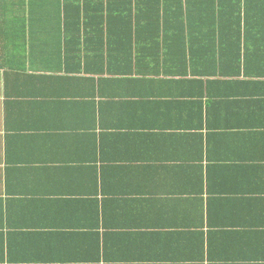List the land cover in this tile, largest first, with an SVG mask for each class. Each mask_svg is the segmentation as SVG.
<instances>
[{
  "label": "crops",
  "instance_id": "obj_1",
  "mask_svg": "<svg viewBox=\"0 0 264 264\" xmlns=\"http://www.w3.org/2000/svg\"><path fill=\"white\" fill-rule=\"evenodd\" d=\"M74 1L0 0V264H264V32H64Z\"/></svg>",
  "mask_w": 264,
  "mask_h": 264
},
{
  "label": "trees",
  "instance_id": "obj_2",
  "mask_svg": "<svg viewBox=\"0 0 264 264\" xmlns=\"http://www.w3.org/2000/svg\"><path fill=\"white\" fill-rule=\"evenodd\" d=\"M88 2L75 0L68 10L64 7V32L73 26L83 32L76 26L97 23L85 18L91 8H99L100 32H264V0H100L90 8ZM232 42L231 49L218 53L220 63L228 61L216 68L222 75L248 72V58L257 54L247 47L242 51L238 39ZM258 46L264 54V37Z\"/></svg>",
  "mask_w": 264,
  "mask_h": 264
}]
</instances>
